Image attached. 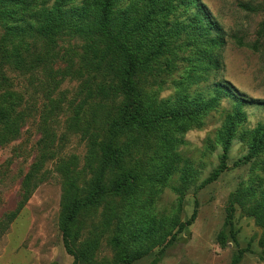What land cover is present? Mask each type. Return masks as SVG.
Wrapping results in <instances>:
<instances>
[{
  "label": "rangeland",
  "instance_id": "374dc122",
  "mask_svg": "<svg viewBox=\"0 0 264 264\" xmlns=\"http://www.w3.org/2000/svg\"><path fill=\"white\" fill-rule=\"evenodd\" d=\"M180 1H176L177 8L171 14L158 17L152 25L154 31L168 36L170 51L144 74V89L158 103H174L180 95L208 100L215 95L216 84L227 82L254 103L243 107L247 119L239 126L226 157L219 133L235 107L230 97L223 98L215 109L200 118L201 124L186 132L166 123L142 132L143 146L133 158L142 176L139 213L143 222H165L167 231L160 232L161 238L125 245L123 250L145 251L143 257L131 264H234L241 250L244 253L238 264H264V227L247 214L236 196L242 193L250 198L264 191V152L244 163L249 145L241 140L244 131L264 124V107L255 104L264 102V39L257 51L252 48L264 21V3L199 0L226 39L223 47H211L206 39L195 38L196 33L189 29L176 35V29L186 27L196 13L192 6L186 7ZM130 2L123 0V6ZM138 7L143 10L145 3L140 1ZM239 40L243 46L238 45ZM64 41L63 51L69 47L81 51L82 40L70 41L66 37ZM206 52L208 60H218V69L209 68L202 61ZM39 79L43 76L39 75ZM17 83L34 109L20 136L0 145V224L17 215L0 237V264H74L75 258L60 229L64 187L56 163L60 158L68 159L80 170L88 154L86 142L76 127L77 123L80 127L86 125V118L79 122L75 119L82 101L78 82L68 80L59 90L67 100L63 102V112L50 124L57 135V145L62 148L38 170L34 167L42 156L41 124L48 100L38 82L30 77H22ZM58 96L56 93L54 98ZM218 171L221 173L215 177ZM29 173L34 174V179L29 199L23 203ZM88 181L89 177L83 175L78 184L83 186ZM106 201L119 207L120 199L108 196ZM249 206L247 203L245 208ZM195 211L194 223L178 232L179 225L190 221ZM106 213V204L96 209L85 208L78 222V228H83L81 241L90 233L100 236L93 264H114L120 252L111 243L114 225L105 224ZM222 234L227 237L224 247Z\"/></svg>",
  "mask_w": 264,
  "mask_h": 264
},
{
  "label": "trees",
  "instance_id": "16d2710c",
  "mask_svg": "<svg viewBox=\"0 0 264 264\" xmlns=\"http://www.w3.org/2000/svg\"><path fill=\"white\" fill-rule=\"evenodd\" d=\"M77 1L0 0V145L18 138L33 116L34 106L17 83L22 77H30L38 82L48 100L41 124L42 156L34 169L38 170L49 156L55 158L62 147L57 145V135L50 123L63 112V102L67 100L66 94L59 93L60 88L68 80H76L82 101L75 119L79 122L86 118L85 127L79 123L76 127L86 142L88 154L80 170L68 159L60 158L56 163L64 187L60 229L75 258L74 264H93L100 236L90 233L81 241L83 228H78V222L85 208L96 209L106 204L105 224L114 225L111 243L120 249L114 264H131L146 253L123 250L125 245L155 240L161 238L160 232L167 231L165 222H143L139 213L142 176L133 158L143 146L142 132L163 123L186 132L201 124L200 118L215 109L223 98L230 97L235 107L219 133L226 157L239 126L247 119L243 107L254 101L245 99L227 82L216 84L215 95L208 100L180 95L174 103H158L147 93L144 74L170 51L168 36L163 31H154L152 25L158 17L171 14L177 8V0H131L127 6H123V0H83L80 4ZM140 1L145 3L143 10L138 7ZM180 3L192 6L196 13L186 27L176 29V35L189 29L196 33L195 38L206 39L211 47L226 44L220 27L199 0ZM66 37L70 41L82 40L81 51L72 47L63 51L61 44ZM262 39L264 21L253 50H258ZM238 45L244 43L239 40ZM202 61L209 68H219L218 60H208L207 52ZM56 93L59 96L54 98ZM255 104L264 107L263 101ZM241 140L249 145V153L243 159L244 163L249 162L264 152V124L244 131ZM220 173L216 172L215 177ZM83 175L89 181L80 186L78 182ZM33 179V173L26 176L23 203L29 199ZM108 196L120 199L119 207L107 202ZM236 196L247 214L264 227V191L250 198L242 193ZM16 216L1 222L0 237ZM196 216L195 211L190 221L179 225L178 232L192 225ZM220 239L221 246H226L227 237L222 234ZM243 253L241 250L234 264L240 262Z\"/></svg>",
  "mask_w": 264,
  "mask_h": 264
}]
</instances>
